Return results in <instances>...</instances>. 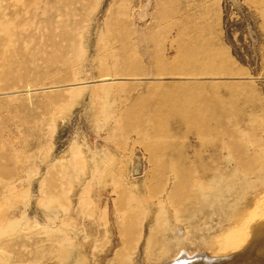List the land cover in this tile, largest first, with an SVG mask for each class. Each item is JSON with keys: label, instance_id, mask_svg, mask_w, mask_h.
Returning a JSON list of instances; mask_svg holds the SVG:
<instances>
[{"label": "rangeland", "instance_id": "rangeland-1", "mask_svg": "<svg viewBox=\"0 0 264 264\" xmlns=\"http://www.w3.org/2000/svg\"><path fill=\"white\" fill-rule=\"evenodd\" d=\"M247 142L260 168L264 0H0L3 252L49 255L63 211L95 220L97 264H123L132 232L155 240L148 196L243 173Z\"/></svg>", "mask_w": 264, "mask_h": 264}, {"label": "bare ground", "instance_id": "bare-ground-1", "mask_svg": "<svg viewBox=\"0 0 264 264\" xmlns=\"http://www.w3.org/2000/svg\"><path fill=\"white\" fill-rule=\"evenodd\" d=\"M250 151L251 145L248 142L237 148L243 166H248L249 169H242L243 173H240L238 165L232 166L229 179L218 176L206 190L199 181H194L192 189H177L172 195H162L168 190L164 187L155 201L151 199L154 196H148L151 206L157 209L155 221L160 223L155 242L150 241L149 236L155 231L153 225L147 224L143 233L132 232L138 243L133 249L134 253L126 257L123 264H264V149L259 150L263 160L260 168L255 167L259 165L256 162L258 156L256 160L251 158L248 156ZM225 159L229 167L231 158L226 156ZM244 170H249L250 174ZM200 171L199 178L208 175L205 168L200 167ZM174 174L175 172L171 174L170 183ZM76 180L78 182L80 177ZM102 180L97 177L95 183L99 184ZM75 212L78 213L76 210ZM202 215H205L204 221H201ZM59 217L60 234L57 237L47 235L48 241L55 247L49 255L38 249L31 252L22 246L16 257L3 252L0 246V264L99 263L104 253L88 254L98 239L95 220L83 221L81 228L71 225L70 230L62 220L63 211H60ZM182 217L186 218L185 223H182ZM116 221L118 225L120 222L118 219ZM11 227L9 224V228ZM74 230L78 231L79 238H75L72 233ZM14 237L9 239L12 240L11 247L17 244L13 242ZM24 237L26 239L28 235ZM59 240L60 244L57 243ZM197 244L210 248V257L187 252L186 246L192 248ZM152 251L155 254L158 252L156 259L150 258Z\"/></svg>", "mask_w": 264, "mask_h": 264}]
</instances>
